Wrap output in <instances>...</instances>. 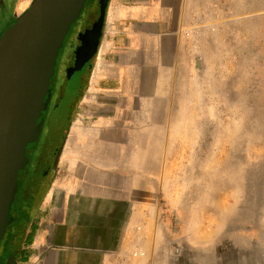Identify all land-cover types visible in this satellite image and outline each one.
I'll return each mask as SVG.
<instances>
[{
  "label": "crops",
  "instance_id": "1",
  "mask_svg": "<svg viewBox=\"0 0 264 264\" xmlns=\"http://www.w3.org/2000/svg\"><path fill=\"white\" fill-rule=\"evenodd\" d=\"M235 12L236 0H109L16 264H264V231L236 212L241 191L220 182L212 196L198 180Z\"/></svg>",
  "mask_w": 264,
  "mask_h": 264
},
{
  "label": "water",
  "instance_id": "2",
  "mask_svg": "<svg viewBox=\"0 0 264 264\" xmlns=\"http://www.w3.org/2000/svg\"><path fill=\"white\" fill-rule=\"evenodd\" d=\"M108 4L109 0H31L0 36V255L13 219L18 177L28 164L26 153L45 120L39 164L30 181L51 169L69 129L82 78L91 71L98 51ZM84 11L63 83L52 97L61 52ZM18 255L19 248L11 249L5 264H16Z\"/></svg>",
  "mask_w": 264,
  "mask_h": 264
},
{
  "label": "rangeland",
  "instance_id": "3",
  "mask_svg": "<svg viewBox=\"0 0 264 264\" xmlns=\"http://www.w3.org/2000/svg\"><path fill=\"white\" fill-rule=\"evenodd\" d=\"M11 2L0 10L1 30L21 13L19 6H24L25 10L31 0ZM81 16L83 12L72 26L61 52L54 91L63 83V61L70 57L74 48ZM235 18V36L230 45L224 46L226 53L228 49L231 54L235 53V58L231 57L229 62V85L221 87L218 107L205 110L204 137L198 142L203 155L197 157L199 166L203 161V174L198 180L212 196L218 193L220 182L226 184L223 191L227 194L232 193L233 187L240 190L236 212L244 214L242 223L264 231V0H236ZM226 61L221 69L224 75L228 69ZM87 80L88 77L83 80L84 86ZM188 164H196L195 157L189 156ZM18 183L20 188L15 202L22 195L21 177ZM30 234H34V227ZM4 262V258L0 259V264Z\"/></svg>",
  "mask_w": 264,
  "mask_h": 264
},
{
  "label": "flooded vegetation",
  "instance_id": "4",
  "mask_svg": "<svg viewBox=\"0 0 264 264\" xmlns=\"http://www.w3.org/2000/svg\"><path fill=\"white\" fill-rule=\"evenodd\" d=\"M12 0H0V10L5 9L6 5L8 6L11 4ZM85 13V14H84ZM86 12H83V16H81V19L85 18ZM80 23V21H79ZM79 30V26H78ZM4 30L0 29V36L3 33ZM77 36V35H76ZM71 55V53H70ZM66 60L63 61V65L65 66ZM82 83V82H81ZM57 92H52V97ZM52 100V98H51ZM52 101H50L48 111L50 110ZM47 111V113H48ZM46 113V116H47ZM46 119V117H45ZM46 132V121L44 120L41 131L35 141V148H31L26 153V157L28 159V164L25 168V170L19 175V177L22 178L23 181V187H22V195L20 200L15 202L13 211H12V222L7 227V241L4 245L3 251L0 255V259L4 258L6 263L7 257L9 255V252L13 248H20V255L22 254V251L30 237L31 228L33 227V221H34V212L36 210V205L39 202V199L44 194V191L46 190L47 186L50 183V179L52 176V169H51L43 176L39 177V174L37 178L30 181V176L32 172L35 171L39 164V158L41 155V145H42V139ZM29 153V154H28ZM30 155V156H29ZM24 201L23 203L21 201ZM2 257V258H1Z\"/></svg>",
  "mask_w": 264,
  "mask_h": 264
},
{
  "label": "trees",
  "instance_id": "5",
  "mask_svg": "<svg viewBox=\"0 0 264 264\" xmlns=\"http://www.w3.org/2000/svg\"><path fill=\"white\" fill-rule=\"evenodd\" d=\"M85 14V13H84ZM89 75V73H87L83 78H82V83H81V87H80V90H79V93H78V97H77V100H76V103L79 101L80 97L82 96L83 92L85 91L86 89V86L83 85V80L85 78H87ZM75 103V105H76ZM75 107V106H74ZM74 110V109H73Z\"/></svg>",
  "mask_w": 264,
  "mask_h": 264
},
{
  "label": "built area",
  "instance_id": "6",
  "mask_svg": "<svg viewBox=\"0 0 264 264\" xmlns=\"http://www.w3.org/2000/svg\"><path fill=\"white\" fill-rule=\"evenodd\" d=\"M38 256H34V255H31L28 259V262L27 264H36V260H37Z\"/></svg>",
  "mask_w": 264,
  "mask_h": 264
},
{
  "label": "bare ground",
  "instance_id": "7",
  "mask_svg": "<svg viewBox=\"0 0 264 264\" xmlns=\"http://www.w3.org/2000/svg\"><path fill=\"white\" fill-rule=\"evenodd\" d=\"M23 10H24V6H22V5L19 6V8H18L19 13L22 12Z\"/></svg>",
  "mask_w": 264,
  "mask_h": 264
}]
</instances>
